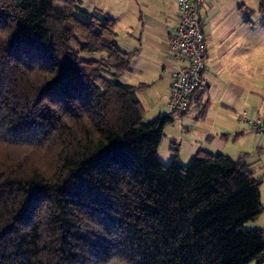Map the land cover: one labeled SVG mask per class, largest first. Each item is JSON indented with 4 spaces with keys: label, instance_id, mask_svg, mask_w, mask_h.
Listing matches in <instances>:
<instances>
[{
    "label": "trees",
    "instance_id": "16d2710c",
    "mask_svg": "<svg viewBox=\"0 0 264 264\" xmlns=\"http://www.w3.org/2000/svg\"><path fill=\"white\" fill-rule=\"evenodd\" d=\"M131 58L78 1L0 0V264H264L245 157L163 165Z\"/></svg>",
    "mask_w": 264,
    "mask_h": 264
},
{
    "label": "crops",
    "instance_id": "0c3cea01",
    "mask_svg": "<svg viewBox=\"0 0 264 264\" xmlns=\"http://www.w3.org/2000/svg\"><path fill=\"white\" fill-rule=\"evenodd\" d=\"M74 1L86 12L98 10L114 21L119 50L132 54L120 81L135 87L145 115L149 113L153 120L166 115L170 72L183 66L168 47L176 24L175 0ZM244 1L206 0L200 11L208 54L202 73L204 86L193 94L188 111L173 117L170 128L176 126L177 130L167 133L166 128L163 138L176 146L175 156L182 166L191 163L199 151L231 160L244 156L254 177L256 169L262 172L255 178L261 182L264 205V137L246 121L264 118V71L262 53L253 52ZM171 155L161 160L157 152L163 165L173 161ZM252 224L250 229L264 231V212Z\"/></svg>",
    "mask_w": 264,
    "mask_h": 264
},
{
    "label": "built area",
    "instance_id": "2783aa9c",
    "mask_svg": "<svg viewBox=\"0 0 264 264\" xmlns=\"http://www.w3.org/2000/svg\"><path fill=\"white\" fill-rule=\"evenodd\" d=\"M176 24L168 47L183 66L170 72L171 88L166 115H179L188 111L193 94L204 86L202 73L207 59V45L200 11L206 0H175ZM255 133L264 137V118H247Z\"/></svg>",
    "mask_w": 264,
    "mask_h": 264
},
{
    "label": "rangeland",
    "instance_id": "374dc122",
    "mask_svg": "<svg viewBox=\"0 0 264 264\" xmlns=\"http://www.w3.org/2000/svg\"><path fill=\"white\" fill-rule=\"evenodd\" d=\"M83 1L86 4L87 2H90V0H83ZM244 4H245V9H244L245 14L247 15V12L249 13V16L248 17L246 16V17L249 18L251 22V30H252L251 43H252L253 52H256L258 54L262 53V71H264V14H261L259 11V0H245ZM241 8L243 9V7ZM107 10L110 11V9H107ZM99 57H100L99 54H80V58L83 60H97ZM151 121H153V118L149 117V113H147L144 116V122L149 123ZM172 129L177 130V127L174 126V128ZM172 129L169 126L167 127L166 132L168 133V131H172ZM176 149H177L176 146H173L172 144H170L167 138L166 139L163 138L158 148V158L163 160L162 158L165 156L167 157V160H168V157L170 158V156H172L171 154H173L174 157H176L175 154L178 152V151L177 152L175 151ZM171 162L172 161L170 160L168 165ZM189 164L190 163H188V165ZM256 171L257 172L255 174V177L260 178L262 175V172H259L258 169H256ZM252 223L253 222L247 223L244 226V230L255 231L256 229H250L254 226V224ZM250 264H256V263L252 262Z\"/></svg>",
    "mask_w": 264,
    "mask_h": 264
}]
</instances>
